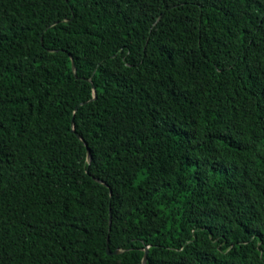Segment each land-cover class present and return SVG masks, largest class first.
I'll return each mask as SVG.
<instances>
[{"label":"trees","instance_id":"16d2710c","mask_svg":"<svg viewBox=\"0 0 264 264\" xmlns=\"http://www.w3.org/2000/svg\"><path fill=\"white\" fill-rule=\"evenodd\" d=\"M146 249L264 264V0H0V264Z\"/></svg>","mask_w":264,"mask_h":264},{"label":"water","instance_id":"95a60500","mask_svg":"<svg viewBox=\"0 0 264 264\" xmlns=\"http://www.w3.org/2000/svg\"><path fill=\"white\" fill-rule=\"evenodd\" d=\"M75 70H76V66H75ZM73 132H74V133L76 132L75 129H73ZM78 137L81 138L80 135H78ZM88 159H89V161H91V159H92L90 149H88ZM98 182H99V181H98ZM107 245H108V247H107V255H108V256H118V255H120V254L122 253V252H120V251H117V252H115L114 254H112V253L110 252V248H109V240H108V242H107ZM148 254H149V249H146V250H145V256H144L143 264H147V262H148Z\"/></svg>","mask_w":264,"mask_h":264}]
</instances>
